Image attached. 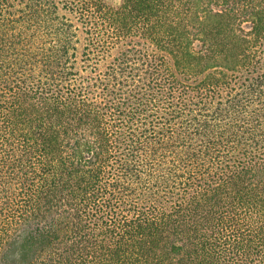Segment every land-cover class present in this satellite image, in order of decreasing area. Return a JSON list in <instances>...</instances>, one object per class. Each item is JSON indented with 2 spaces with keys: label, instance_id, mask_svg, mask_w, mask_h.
<instances>
[{
  "label": "trees",
  "instance_id": "obj_1",
  "mask_svg": "<svg viewBox=\"0 0 264 264\" xmlns=\"http://www.w3.org/2000/svg\"><path fill=\"white\" fill-rule=\"evenodd\" d=\"M0 264H264V0H0Z\"/></svg>",
  "mask_w": 264,
  "mask_h": 264
},
{
  "label": "rangeland",
  "instance_id": "obj_2",
  "mask_svg": "<svg viewBox=\"0 0 264 264\" xmlns=\"http://www.w3.org/2000/svg\"><path fill=\"white\" fill-rule=\"evenodd\" d=\"M122 0H106L109 4L113 6H118L121 3Z\"/></svg>",
  "mask_w": 264,
  "mask_h": 264
}]
</instances>
